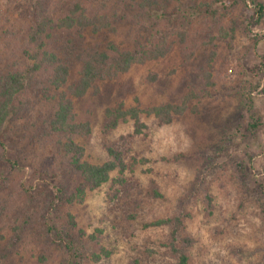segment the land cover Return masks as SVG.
<instances>
[{"label": "rangeland", "instance_id": "rangeland-1", "mask_svg": "<svg viewBox=\"0 0 264 264\" xmlns=\"http://www.w3.org/2000/svg\"><path fill=\"white\" fill-rule=\"evenodd\" d=\"M31 1L0 0V73L25 64ZM157 1L164 19L139 32L168 52L72 99L75 121L89 124L73 135L81 160L101 164L113 148L123 172L57 202L56 186L69 193L81 178L59 150L63 136L43 132L52 100L37 87L24 93L25 109L5 125V156L19 165L0 147V264H177L172 225L154 224L176 214L191 240L186 264H264V14H255L264 0ZM131 26L104 36L131 46ZM77 72L73 63L70 81ZM165 103L180 109L169 123L140 113V130L131 118L103 126L106 108Z\"/></svg>", "mask_w": 264, "mask_h": 264}, {"label": "trees", "instance_id": "trees-1", "mask_svg": "<svg viewBox=\"0 0 264 264\" xmlns=\"http://www.w3.org/2000/svg\"><path fill=\"white\" fill-rule=\"evenodd\" d=\"M115 1L32 0L26 9L30 20L21 49L25 64L17 70L0 73V147L4 151L3 160L11 167L18 166L19 161L5 156L9 141L5 125L25 109L24 93L28 90L33 93L37 87L45 98L52 100L53 109L47 116L43 132L63 136V140H57L59 150L68 158L71 171L81 178L80 184L69 193L62 185L56 186L57 202L81 200L85 187H98L108 181L110 172L121 173L125 169L122 154L113 148H107L108 159L101 164L81 160L83 148L74 141L73 135L88 133L89 124L75 121L72 99L82 96L94 81L114 77L126 72L134 63L162 57L169 50L163 39L152 42L149 34L142 37L139 32L144 26L152 27L164 19V9L157 0H117L122 4L120 7L114 6ZM255 14L256 19H260L264 5L256 3ZM121 22L131 24L135 30L131 46H121L113 38L104 36L109 31L114 34ZM100 35L104 36L103 40L98 39ZM73 63L78 65V72L77 78L70 81ZM246 98L250 103L248 107H252L250 95ZM140 113L152 114L160 122L169 123L172 114L180 113V109L169 103L146 109H125L118 104L106 108L103 126L113 129L131 118L136 130H140L143 126ZM249 126L256 128L257 123ZM161 223L172 225L170 249L178 258L177 264H186L185 248L191 240L183 234L182 216L176 214L154 224ZM64 245L71 255L72 242L66 240Z\"/></svg>", "mask_w": 264, "mask_h": 264}]
</instances>
